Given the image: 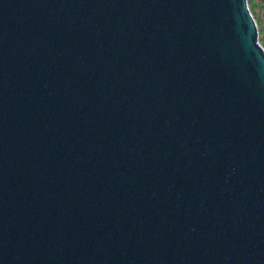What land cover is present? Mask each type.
I'll use <instances>...</instances> for the list:
<instances>
[{"label": "water", "instance_id": "95a60500", "mask_svg": "<svg viewBox=\"0 0 264 264\" xmlns=\"http://www.w3.org/2000/svg\"><path fill=\"white\" fill-rule=\"evenodd\" d=\"M0 264H264L248 0H0Z\"/></svg>", "mask_w": 264, "mask_h": 264}, {"label": "rangeland", "instance_id": "374dc122", "mask_svg": "<svg viewBox=\"0 0 264 264\" xmlns=\"http://www.w3.org/2000/svg\"><path fill=\"white\" fill-rule=\"evenodd\" d=\"M248 7L258 28L259 42L264 47V0H248Z\"/></svg>", "mask_w": 264, "mask_h": 264}]
</instances>
